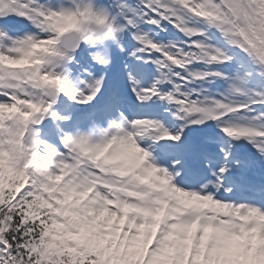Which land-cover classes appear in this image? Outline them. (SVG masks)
Segmentation results:
<instances>
[{"label": "snow or ice", "instance_id": "1", "mask_svg": "<svg viewBox=\"0 0 264 264\" xmlns=\"http://www.w3.org/2000/svg\"><path fill=\"white\" fill-rule=\"evenodd\" d=\"M0 264H264V0H0Z\"/></svg>", "mask_w": 264, "mask_h": 264}]
</instances>
